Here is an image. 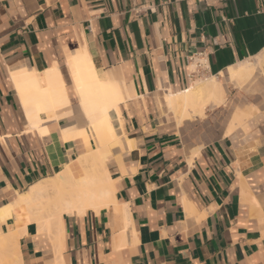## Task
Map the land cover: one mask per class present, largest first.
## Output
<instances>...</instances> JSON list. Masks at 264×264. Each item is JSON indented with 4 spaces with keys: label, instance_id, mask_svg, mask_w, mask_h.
<instances>
[{
    "label": "crops",
    "instance_id": "1",
    "mask_svg": "<svg viewBox=\"0 0 264 264\" xmlns=\"http://www.w3.org/2000/svg\"><path fill=\"white\" fill-rule=\"evenodd\" d=\"M82 48L130 95L111 115L122 146L106 161L118 208L63 214L58 249L29 222L13 250L0 248V264H264V109L253 116L259 108L239 100L225 134L187 142L182 125L204 111L179 122L164 101L203 76L219 80L226 101L229 67L264 54V0H0V207L76 158L63 127L84 126L94 145L70 65ZM195 53L204 71L191 69ZM21 66L41 86L55 66L65 84L69 104L40 114L44 132L26 127L9 75ZM253 80L233 84L249 93ZM237 107L251 114L232 125ZM14 220L1 219L0 239Z\"/></svg>",
    "mask_w": 264,
    "mask_h": 264
},
{
    "label": "bare ground",
    "instance_id": "2",
    "mask_svg": "<svg viewBox=\"0 0 264 264\" xmlns=\"http://www.w3.org/2000/svg\"><path fill=\"white\" fill-rule=\"evenodd\" d=\"M252 60L253 62L244 60L229 67L234 84L244 86L257 72H261L259 70H264V54L254 56ZM70 65L75 92L79 98L78 110L91 128L94 145H91V136L84 126L72 125L60 130L62 140L79 142L78 155L60 172L34 183L23 192H17L13 200L0 207V221L13 216L16 223L15 230L11 229L7 235L1 237L0 248L6 246L13 250L20 227L34 221L37 223L36 227L39 226L40 230L49 234L53 245L58 249L63 214L83 215L89 210L97 213L111 206L118 208L114 198V182L110 178L106 161L112 148L122 146L121 137L113 127L111 115L120 117L119 103L130 95L125 83L114 72L102 75L97 73L84 48L73 52ZM194 68L193 63L191 69ZM9 75L29 124L26 127L30 130L37 127L44 132V120L42 121L40 114L51 117L56 108L69 104L65 84L63 85L58 69L54 66L44 71L45 86H41L35 70L27 66L11 68ZM224 98L221 83L215 77L197 79L189 88L178 93H164L166 106L175 113L179 122L193 114L202 115L206 105L217 106ZM250 114L248 108L237 107L232 117V125L240 123ZM76 118V121L80 120L79 117Z\"/></svg>",
    "mask_w": 264,
    "mask_h": 264
},
{
    "label": "rangeland",
    "instance_id": "3",
    "mask_svg": "<svg viewBox=\"0 0 264 264\" xmlns=\"http://www.w3.org/2000/svg\"><path fill=\"white\" fill-rule=\"evenodd\" d=\"M252 59L253 58H250V61L253 62ZM259 71L261 72H257L258 74H256L254 80L252 81L255 89L253 91H249L251 89H248L247 92L249 93H246L243 89L239 90L232 82H227L226 101L224 100L220 108L206 106V108L203 110L204 116H191L190 120L186 121L182 125V129L185 134V140L188 142L198 135L208 138L214 133L225 134L224 127L229 120L233 108L237 105L239 100L242 101V105L244 107L248 104L255 105L253 112L257 110V107L259 108V110L253 114V116L264 109V70ZM204 78L206 77H200V79ZM171 115L176 121V115L172 112Z\"/></svg>",
    "mask_w": 264,
    "mask_h": 264
},
{
    "label": "built area",
    "instance_id": "4",
    "mask_svg": "<svg viewBox=\"0 0 264 264\" xmlns=\"http://www.w3.org/2000/svg\"><path fill=\"white\" fill-rule=\"evenodd\" d=\"M207 3H212L215 0H205ZM187 60L191 63V64H195V68L193 70V72H195L196 70L198 71H204V69L206 68L205 66V60L204 57L201 53H195L192 54L190 56H188Z\"/></svg>",
    "mask_w": 264,
    "mask_h": 264
}]
</instances>
